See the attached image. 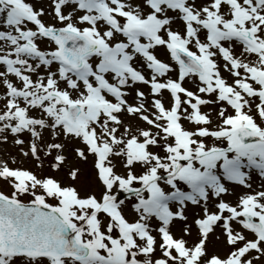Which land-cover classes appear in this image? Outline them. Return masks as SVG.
<instances>
[{"label":"snow or ice","instance_id":"snow-or-ice-1","mask_svg":"<svg viewBox=\"0 0 264 264\" xmlns=\"http://www.w3.org/2000/svg\"><path fill=\"white\" fill-rule=\"evenodd\" d=\"M0 69V264H264V0H0Z\"/></svg>","mask_w":264,"mask_h":264},{"label":"rangeland","instance_id":"rangeland-1","mask_svg":"<svg viewBox=\"0 0 264 264\" xmlns=\"http://www.w3.org/2000/svg\"><path fill=\"white\" fill-rule=\"evenodd\" d=\"M28 2L36 3L37 0H28ZM2 70V69H0ZM167 93H165V96L167 97ZM10 153L12 156L17 157V163L21 167H33L34 162L30 159L24 160L22 157L19 156L18 149L15 148L13 145L8 144L6 146H0V159L4 158L6 154ZM74 161V157L71 155L69 156V159L66 161L64 169L59 172L52 173L50 168H48V161L45 160V166L43 171L48 172L50 174L55 175L58 179H62L66 183H71V180L69 179L67 173L69 168L72 166ZM77 165L81 168V174L79 175L78 180L76 181V186L81 190L82 194L83 191L90 186L92 187L93 191H99V186L96 181L95 172L91 169V159L87 164H84L82 162H76ZM251 177H252V183L254 188H258L262 183H264V179H262L259 176V172L256 169L250 170ZM0 188H3L5 191H9L8 187L6 185L0 184ZM244 191H247L241 187H236L234 190V195L227 197L229 200H235L238 198V195L243 194ZM123 198V197H121ZM126 214L131 218V216L134 215V213L131 211L130 208L125 209ZM198 211V210H197ZM189 214L191 215V209L189 210ZM196 230L193 229V235L192 239H195ZM219 235V233H217ZM208 250L210 253H215L217 251H225L226 249L223 248L222 245L217 244L216 247H213L211 244H209Z\"/></svg>","mask_w":264,"mask_h":264}]
</instances>
